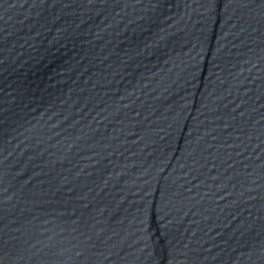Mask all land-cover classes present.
Here are the masks:
<instances>
[{
  "label": "water",
  "instance_id": "95a60500",
  "mask_svg": "<svg viewBox=\"0 0 264 264\" xmlns=\"http://www.w3.org/2000/svg\"><path fill=\"white\" fill-rule=\"evenodd\" d=\"M0 264H264V0H0Z\"/></svg>",
  "mask_w": 264,
  "mask_h": 264
}]
</instances>
